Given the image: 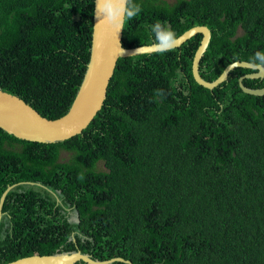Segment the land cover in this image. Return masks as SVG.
<instances>
[{"label":"trees","instance_id":"obj_1","mask_svg":"<svg viewBox=\"0 0 264 264\" xmlns=\"http://www.w3.org/2000/svg\"><path fill=\"white\" fill-rule=\"evenodd\" d=\"M136 3L123 47L150 45L149 25L185 14L170 28L176 37L194 26L211 33L199 65L205 81L264 52V0ZM92 18L93 0H0V90L47 119L65 115L89 61ZM200 40L118 59L104 104L80 135L42 144L0 129V197L31 182L42 187L25 184L23 206L48 191L51 217L62 206L78 214L74 223L1 221L0 264L77 250L132 264H264V96L241 91L238 79L254 72L243 68L212 91L197 85ZM242 83L262 88L264 78Z\"/></svg>","mask_w":264,"mask_h":264},{"label":"water","instance_id":"obj_2","mask_svg":"<svg viewBox=\"0 0 264 264\" xmlns=\"http://www.w3.org/2000/svg\"><path fill=\"white\" fill-rule=\"evenodd\" d=\"M96 23L95 0H93L92 34L89 61L86 65V71L82 82L67 113L57 119H47L42 117L34 108L21 98L0 90L1 130L19 140L42 144L63 142L73 138L74 136L80 135L82 131L91 123L96 114L101 110L106 99L107 88L113 76L118 59L131 58L143 54H152L147 51L136 54V50L141 46L124 48L122 45L123 30L115 36V34L95 27ZM198 34L202 37L199 46L194 53L191 65L192 76L197 85L212 91L223 82L227 81L232 70L236 68L252 70L249 62L235 61L227 65L223 72L215 80L211 82L205 81L200 76L199 65L211 39L209 29L205 26H195L186 30L176 38L174 49L179 48L186 41ZM120 48L123 49L121 53ZM263 78L264 69L254 71L251 74H244L238 79L239 87L244 94L263 97L264 87L252 89L245 87L242 83L245 79L262 80ZM20 184L42 187L40 184L31 182H22ZM9 189L10 187L4 191L0 198V218L1 207ZM78 262H84L85 264H113L116 262L132 264L131 261L120 257L102 261L94 260L88 254H83L79 250L70 253H61L57 251L52 255L43 256L32 255L4 264H77Z\"/></svg>","mask_w":264,"mask_h":264},{"label":"clouds","instance_id":"obj_3","mask_svg":"<svg viewBox=\"0 0 264 264\" xmlns=\"http://www.w3.org/2000/svg\"><path fill=\"white\" fill-rule=\"evenodd\" d=\"M140 12L141 7L136 3V0H95V16L97 18L95 27L115 34L116 36L117 33L124 29L126 21L133 19ZM148 29L152 36V43L148 46L142 45L136 50V54L145 51L154 54H164L174 49L176 36L169 27L165 26L162 22H157L149 25ZM122 51L123 49L120 48V53ZM249 65L253 71L264 69V52L257 51L249 61ZM156 94L162 96L163 92L162 90H156ZM74 212L77 215L76 220H67V222H77L78 214L75 208Z\"/></svg>","mask_w":264,"mask_h":264},{"label":"flooded vegetation","instance_id":"obj_4","mask_svg":"<svg viewBox=\"0 0 264 264\" xmlns=\"http://www.w3.org/2000/svg\"><path fill=\"white\" fill-rule=\"evenodd\" d=\"M178 1L179 0H172V1L157 0L158 3L165 4L168 7L174 6ZM185 19H187V15L176 14V15L172 16L170 18V20H160V22H162L163 24H165V26H167L169 28H173V27L178 26V21L185 20ZM191 28H193V27H191ZM179 36H177V37H179ZM188 41H186V42H188ZM183 94H186V92H183ZM5 148L8 149L6 144H5ZM14 149H17V145L14 147ZM15 171H16L15 168H11L12 174L15 175ZM12 178H14V176H12ZM7 180H8V178H7ZM9 187H10V189L5 196V199H8V201L6 203V208H5V210L3 209L4 208L3 204L5 202V199H4L2 207H1L0 222L1 221L6 222V220L11 221L12 217H14L16 219L19 216H20V218H19L20 221L23 220L25 222H35L36 224H46L51 219H65V220L69 221L68 217H70V213L72 211L74 212L73 206L72 207L62 206V208L57 213H56L55 209H53V214L55 215V217H51L49 214V206L47 205V203L49 204V200H50V195H49L48 191H38V194L34 196V202H32L28 207H25L21 203L24 199V196L27 194L29 188L25 184H20V183H15V184L7 186V188H9ZM7 188L5 190H7ZM2 194H1V196H2ZM60 212H61V214H59ZM76 217H77V215H76ZM39 233H42V231L37 232L38 235H39Z\"/></svg>","mask_w":264,"mask_h":264},{"label":"rangeland","instance_id":"obj_5","mask_svg":"<svg viewBox=\"0 0 264 264\" xmlns=\"http://www.w3.org/2000/svg\"><path fill=\"white\" fill-rule=\"evenodd\" d=\"M169 1H172V0H169ZM61 155H62L61 159H67V157L69 156L68 154H66L64 152L61 153ZM97 170H104L102 163H98ZM68 218H69V221H75L76 220V213L72 211L70 213V217H68Z\"/></svg>","mask_w":264,"mask_h":264}]
</instances>
